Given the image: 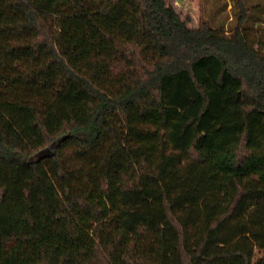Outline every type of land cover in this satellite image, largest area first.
I'll return each mask as SVG.
<instances>
[{
    "label": "trees",
    "instance_id": "trees-1",
    "mask_svg": "<svg viewBox=\"0 0 264 264\" xmlns=\"http://www.w3.org/2000/svg\"><path fill=\"white\" fill-rule=\"evenodd\" d=\"M169 1L0 0V264H206L264 196V2L227 29ZM190 167L227 209L193 251L163 187Z\"/></svg>",
    "mask_w": 264,
    "mask_h": 264
},
{
    "label": "rangeland",
    "instance_id": "rangeland-1",
    "mask_svg": "<svg viewBox=\"0 0 264 264\" xmlns=\"http://www.w3.org/2000/svg\"><path fill=\"white\" fill-rule=\"evenodd\" d=\"M255 1L251 0V3ZM169 3L183 19L191 18L189 26L192 28L201 20H209L214 27L224 23L228 29L234 21L232 0H170ZM248 26H251V38H264V17L260 24L251 22ZM229 186L236 193L238 179L233 178ZM163 187L171 211L183 227L184 246L193 251L202 241L209 224L217 221L227 209L210 199L211 186L193 167L183 176L167 175ZM148 203L151 208L154 206V201ZM229 252L234 254L219 256ZM201 259L206 260V264H244L245 261L264 264V196H246L226 218L219 220L215 228L207 232Z\"/></svg>",
    "mask_w": 264,
    "mask_h": 264
}]
</instances>
